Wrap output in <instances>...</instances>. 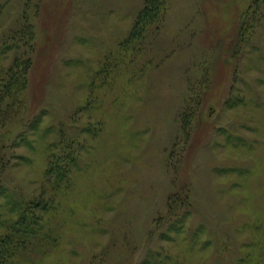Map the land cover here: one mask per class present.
<instances>
[{
    "label": "rangeland",
    "instance_id": "obj_1",
    "mask_svg": "<svg viewBox=\"0 0 264 264\" xmlns=\"http://www.w3.org/2000/svg\"><path fill=\"white\" fill-rule=\"evenodd\" d=\"M1 1L0 39L25 7ZM142 2H29L33 65L12 128L24 131L13 151L25 159L0 181V231L17 203L42 198L51 205L34 209L21 264H264V8L241 38L249 0H165L159 33L119 52ZM11 59L0 51V67ZM203 74L185 140L180 114ZM60 135L80 158L56 189L45 169ZM179 191L190 206L167 216Z\"/></svg>",
    "mask_w": 264,
    "mask_h": 264
},
{
    "label": "trees",
    "instance_id": "obj_2",
    "mask_svg": "<svg viewBox=\"0 0 264 264\" xmlns=\"http://www.w3.org/2000/svg\"><path fill=\"white\" fill-rule=\"evenodd\" d=\"M30 1L32 0H25V7L19 18L21 22L20 27L12 28L8 34L5 33L0 39L2 42L0 44V51L6 53V51L11 50L12 55L11 63L7 67H0V181L14 159H25L17 157L13 151L18 145L17 141L24 140V131L18 132L13 137L12 128L16 119L26 109L25 91L28 84V73L33 65L35 29L34 24L26 14ZM4 6V2L0 0V21ZM262 8H264V0H249V4L239 21V36L241 38H244V35L251 34L252 28L263 15ZM167 9L165 0H143L142 6L137 12L128 34L118 43L119 52H122L123 49L133 51L136 46L141 48V43L144 42L146 35L151 29L153 32L159 33ZM107 67V64H105L106 69ZM208 81L209 77L203 74L199 80L201 90L191 87V91L196 90V93L192 95L193 97L191 96L192 93L189 95L181 111L180 123L182 131L185 134V140L189 137L196 106H199L209 88ZM194 100L196 102L192 105V101ZM40 119L36 118L33 126L30 125V127L36 128L37 123L41 121ZM72 143V141H67L60 135L57 140L51 141L48 144L45 179L53 188L59 189L63 185L68 187L71 183L72 168L78 163L80 158ZM178 193L180 191L171 194L168 198L167 216L171 217L175 215L180 217L181 209H186L190 206L187 193L183 197ZM50 205L47 201L43 202L42 198H33L27 202H22V204L17 203V209L15 207L12 210V212L17 213L14 217L15 220L5 224V230L0 231V264H21V262H25L28 256V253H26L27 249L36 234V226L40 223L39 216L35 214L34 209L40 208L42 211H45ZM187 212H184L182 215H186ZM183 218H177L170 224L172 230H180Z\"/></svg>",
    "mask_w": 264,
    "mask_h": 264
}]
</instances>
